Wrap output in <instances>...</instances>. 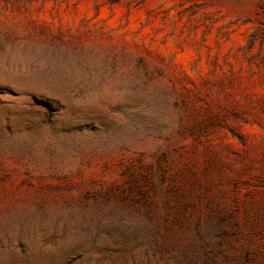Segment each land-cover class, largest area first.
Here are the masks:
<instances>
[{"label":"rangeland","instance_id":"1","mask_svg":"<svg viewBox=\"0 0 264 264\" xmlns=\"http://www.w3.org/2000/svg\"><path fill=\"white\" fill-rule=\"evenodd\" d=\"M142 237L264 264V0H0V264Z\"/></svg>","mask_w":264,"mask_h":264},{"label":"trees","instance_id":"2","mask_svg":"<svg viewBox=\"0 0 264 264\" xmlns=\"http://www.w3.org/2000/svg\"><path fill=\"white\" fill-rule=\"evenodd\" d=\"M138 245L144 248L143 259L145 264H171L172 262L180 264L175 252L181 251V249L182 252L185 251L183 249L185 245L180 244L171 237H142ZM125 251V247L116 248L115 250L116 253Z\"/></svg>","mask_w":264,"mask_h":264}]
</instances>
